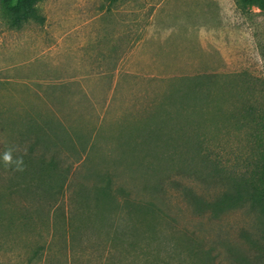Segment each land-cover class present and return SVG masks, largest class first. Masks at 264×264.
Segmentation results:
<instances>
[{
    "label": "rangeland",
    "instance_id": "1",
    "mask_svg": "<svg viewBox=\"0 0 264 264\" xmlns=\"http://www.w3.org/2000/svg\"><path fill=\"white\" fill-rule=\"evenodd\" d=\"M37 7L0 0V264H264V12Z\"/></svg>",
    "mask_w": 264,
    "mask_h": 264
},
{
    "label": "trees",
    "instance_id": "2",
    "mask_svg": "<svg viewBox=\"0 0 264 264\" xmlns=\"http://www.w3.org/2000/svg\"><path fill=\"white\" fill-rule=\"evenodd\" d=\"M40 0H6L9 8L12 10L13 13V23L15 25H21L24 21L29 19H37V20H44V16L39 12L37 7V2ZM243 6L245 7H252L257 6L264 12V0H240ZM262 181L264 184V157L262 163ZM65 174L64 177L61 175L59 183V192L63 189L65 183ZM57 183V184H58ZM108 186V185H107ZM105 191L109 196L114 198L112 190L103 186L101 188ZM127 200H132V198H127ZM249 200L252 201L253 204H260L264 208V185L261 188H258L256 191L250 192Z\"/></svg>",
    "mask_w": 264,
    "mask_h": 264
},
{
    "label": "clouds",
    "instance_id": "3",
    "mask_svg": "<svg viewBox=\"0 0 264 264\" xmlns=\"http://www.w3.org/2000/svg\"><path fill=\"white\" fill-rule=\"evenodd\" d=\"M14 149L7 147L2 155V160L6 167H15L17 171H22L24 168V160L22 156H14Z\"/></svg>",
    "mask_w": 264,
    "mask_h": 264
}]
</instances>
